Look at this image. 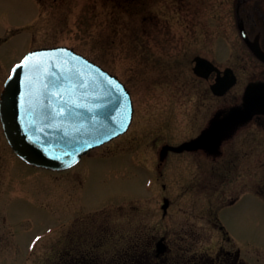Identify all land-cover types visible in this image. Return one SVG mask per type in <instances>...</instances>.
Returning a JSON list of instances; mask_svg holds the SVG:
<instances>
[{
  "label": "rangeland",
  "instance_id": "374dc122",
  "mask_svg": "<svg viewBox=\"0 0 264 264\" xmlns=\"http://www.w3.org/2000/svg\"><path fill=\"white\" fill-rule=\"evenodd\" d=\"M248 5L0 0V99L31 50L66 45L119 76L135 106L128 132L61 172L19 158L0 119V264H56L66 249L126 264L146 246L153 264L221 252L264 264V101L252 103L264 100V21ZM196 55L232 67L236 85L214 95Z\"/></svg>",
  "mask_w": 264,
  "mask_h": 264
},
{
  "label": "water",
  "instance_id": "95a60500",
  "mask_svg": "<svg viewBox=\"0 0 264 264\" xmlns=\"http://www.w3.org/2000/svg\"><path fill=\"white\" fill-rule=\"evenodd\" d=\"M26 57L29 63L15 66L0 99L5 135L22 159L67 169L128 131L135 108L131 92L116 75L67 46L34 49ZM194 62L197 76L209 79L216 73L211 90L217 96L226 95L238 81L231 67L222 70L201 55ZM259 100L264 101L258 96L252 103ZM169 204L165 198V213ZM164 240L157 243V256L167 251Z\"/></svg>",
  "mask_w": 264,
  "mask_h": 264
},
{
  "label": "trees",
  "instance_id": "16d2710c",
  "mask_svg": "<svg viewBox=\"0 0 264 264\" xmlns=\"http://www.w3.org/2000/svg\"><path fill=\"white\" fill-rule=\"evenodd\" d=\"M112 1L117 2V0ZM125 9L127 10V8ZM154 258V250L146 246L144 249L136 251V254L131 257V261H127L126 264H153ZM57 261L58 262L56 264H98V261L95 260V258H92L90 254L81 252V250L76 252L75 250L72 251L68 249L61 253L60 259ZM228 262L229 261H223L222 259L211 258L207 260L202 259L192 261L190 263L187 261L183 264H229ZM120 264H125V262Z\"/></svg>",
  "mask_w": 264,
  "mask_h": 264
},
{
  "label": "flooded vegetation",
  "instance_id": "af4514ba",
  "mask_svg": "<svg viewBox=\"0 0 264 264\" xmlns=\"http://www.w3.org/2000/svg\"><path fill=\"white\" fill-rule=\"evenodd\" d=\"M257 13L260 14V17L264 21V0H249V5L247 9V15H248L247 17L249 18V22H251V24L254 27L258 24V22L256 21L259 20V19H256ZM253 34L255 35L256 32ZM243 36L245 39L250 38L249 33L247 34L246 32H243ZM250 41L252 44H254V48L259 47L253 42L252 38H250ZM259 44H261L260 47L264 49V44H262L261 41L259 42ZM215 258L220 259V260L222 259L223 261H229L228 262L229 264H243V262L240 259V253L233 255L230 252H227V253L221 252Z\"/></svg>",
  "mask_w": 264,
  "mask_h": 264
},
{
  "label": "snow or ice",
  "instance_id": "6c2138e0",
  "mask_svg": "<svg viewBox=\"0 0 264 264\" xmlns=\"http://www.w3.org/2000/svg\"><path fill=\"white\" fill-rule=\"evenodd\" d=\"M28 63H29V58L26 57V58L24 59V61H22L21 64H19V65L16 66V68H21V67H23L24 65H26V64H28ZM15 71H16V69L14 68V69H13V73H14V74H15Z\"/></svg>",
  "mask_w": 264,
  "mask_h": 264
}]
</instances>
